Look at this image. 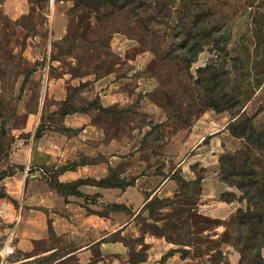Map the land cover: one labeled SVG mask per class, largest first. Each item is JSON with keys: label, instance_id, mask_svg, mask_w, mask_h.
<instances>
[{"label": "rangeland", "instance_id": "1", "mask_svg": "<svg viewBox=\"0 0 264 264\" xmlns=\"http://www.w3.org/2000/svg\"><path fill=\"white\" fill-rule=\"evenodd\" d=\"M28 1L30 12L16 20L0 9V177L11 173L5 157L22 140L30 171L41 167L42 180L91 221L82 240L109 235L87 262L69 256L76 234L25 248L15 209L11 223L0 219V242L15 229L12 261L164 264L176 255L187 264H241L231 216L220 223L195 205L214 191L205 178L220 179L221 166L235 181L250 155L247 168L264 174V158L231 135L246 118L264 132V0ZM60 1L68 8L56 38L50 14ZM236 100L235 109L210 106ZM227 187L224 199L239 195ZM159 240L169 249L149 261ZM101 243L123 255L101 258Z\"/></svg>", "mask_w": 264, "mask_h": 264}, {"label": "crops", "instance_id": "2", "mask_svg": "<svg viewBox=\"0 0 264 264\" xmlns=\"http://www.w3.org/2000/svg\"><path fill=\"white\" fill-rule=\"evenodd\" d=\"M32 5L33 4L28 0H5L3 4L0 5V9H3L8 19L16 20L28 14ZM65 8H68V2L64 1L54 4L52 7L50 16L53 23V37L58 38L64 33L62 28L65 22ZM28 42L29 40L26 41L27 46L22 50V54L25 57H27V52L30 49ZM3 81L4 78L0 75V84ZM212 134H215V132L208 135ZM217 136L223 138L226 135L220 132ZM202 139L203 138H201L200 141ZM18 146L20 148H17V150H10L9 155L5 157L3 170L9 168L11 169V173L0 177V188L4 195L0 198V219H2L4 223H11L14 220V210L16 209V211L20 213L17 223L19 224L17 234L20 239L18 245L25 248H27L31 241L46 240L50 235L56 237H73V235L76 234L79 236V239L77 237L74 241L76 250L69 254V256L72 255L81 262H87L92 247L108 236L109 233L103 234L98 239H91L90 241L82 240L84 239L83 237L93 233V229L87 227V222L91 223V221H89L87 216H84L82 208L74 207L72 204L64 202V198L49 187L45 180H42L40 174L42 172L41 167L35 172L30 171L28 166L32 160L29 154L30 149L23 144L22 140L19 141ZM197 148L198 150L200 149V147ZM205 180H211L214 191L211 194L201 195L195 205V210L203 216L223 223L238 209H244V207H246V205H243V202L237 200L231 202L221 200V195L229 189L220 181L216 173L212 176L208 175ZM167 183L168 180L162 182L155 193L160 194L165 190ZM12 202L17 203L16 208L11 204ZM220 227L222 226H219V228L217 227V229L211 232L221 233L224 228L220 229ZM120 228L121 227L117 230ZM84 242L88 243L85 244ZM167 245V243H163L160 240L156 242L153 246L155 252L151 253L150 251L148 257L149 261L152 259L158 261L164 256L165 252L169 249ZM98 248L101 258L114 254L123 255L120 246L117 244L109 245L101 243ZM54 250H49L44 254L47 255ZM156 253L157 255H155ZM187 262V259H177L176 255H173L170 256L164 264H187Z\"/></svg>", "mask_w": 264, "mask_h": 264}, {"label": "trees", "instance_id": "3", "mask_svg": "<svg viewBox=\"0 0 264 264\" xmlns=\"http://www.w3.org/2000/svg\"><path fill=\"white\" fill-rule=\"evenodd\" d=\"M112 1L118 4L126 2V0ZM106 4L109 5L110 3ZM194 48L197 50V45H194ZM193 60L190 59L188 62ZM210 106L214 110L222 112L237 108L239 101L236 100L230 107ZM254 127L253 120L246 118L239 127L231 128V135L234 138L244 140L251 151L264 158V132H257ZM237 154L241 155L240 153ZM245 157L247 162L240 169L241 172L234 175L235 181L229 182L227 180L224 176L223 166H221L220 180L227 186L235 188L239 194L237 196L233 193L229 199H224L223 193L221 200L246 202L245 209H238L230 217L226 227L230 228L234 235V244L240 254L241 264H264V254L262 253L264 251V174L255 168H247L252 158L250 155Z\"/></svg>", "mask_w": 264, "mask_h": 264}, {"label": "built area", "instance_id": "4", "mask_svg": "<svg viewBox=\"0 0 264 264\" xmlns=\"http://www.w3.org/2000/svg\"><path fill=\"white\" fill-rule=\"evenodd\" d=\"M18 223V220L17 222ZM15 229H9L7 235L0 242V264H19L20 262H13L12 256L15 250Z\"/></svg>", "mask_w": 264, "mask_h": 264}]
</instances>
